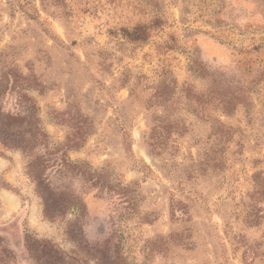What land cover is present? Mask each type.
Masks as SVG:
<instances>
[{
    "label": "rangeland",
    "instance_id": "1",
    "mask_svg": "<svg viewBox=\"0 0 264 264\" xmlns=\"http://www.w3.org/2000/svg\"><path fill=\"white\" fill-rule=\"evenodd\" d=\"M262 46L264 0H0V264H264ZM62 152L128 203L53 166L46 216Z\"/></svg>",
    "mask_w": 264,
    "mask_h": 264
},
{
    "label": "trees",
    "instance_id": "2",
    "mask_svg": "<svg viewBox=\"0 0 264 264\" xmlns=\"http://www.w3.org/2000/svg\"><path fill=\"white\" fill-rule=\"evenodd\" d=\"M138 28H141V33H138ZM138 28H133V32H135V35L141 36V38H145L148 34L149 26L146 24H141ZM262 48L264 49V46H262ZM218 101L224 111L228 110L227 108L229 107L227 105H230L232 103V100L226 102L225 99H219ZM237 102H240L239 99H237ZM44 140L45 138L41 137L40 145H44L43 147H45L46 144ZM13 145L24 149V151L25 149H28L27 151H31V148L33 147L29 146V143L23 141L22 138L20 141L13 143ZM52 155V153H48V158L44 161L41 173L35 174L38 180V185L42 186V190L46 189V193L44 195V203L46 204V216L48 214V216L52 217L55 212H58L61 209V207L73 204V206L75 207V204H77L74 201H72V203H67L65 200H63V196L61 195V189L57 190L60 191L58 194L53 193V189L49 190L44 186V184L46 185V181L49 182L46 171L50 167L53 168V166H56V170H58L59 175L63 173V175H70L72 177H77L81 179L83 185L87 187V191L84 192L85 194L93 191V197L104 199L109 205H111L113 201H116L117 203H128V197L124 191L125 187H121L119 183L114 182L111 179L110 174L107 172V170L103 168L99 170L90 169L84 163L73 162L65 156L64 152H62L59 156L56 157ZM118 189L120 191H118ZM74 207L71 209L72 211H80V207ZM114 207H116V210L118 209L116 204L114 205ZM119 216L122 218V214H120Z\"/></svg>",
    "mask_w": 264,
    "mask_h": 264
}]
</instances>
